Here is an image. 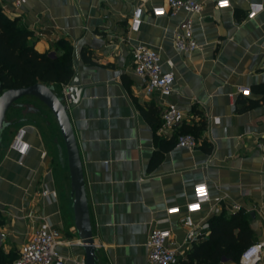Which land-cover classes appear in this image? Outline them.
Here are the masks:
<instances>
[{
	"label": "crops",
	"instance_id": "crops-1",
	"mask_svg": "<svg viewBox=\"0 0 264 264\" xmlns=\"http://www.w3.org/2000/svg\"><path fill=\"white\" fill-rule=\"evenodd\" d=\"M199 1L200 13L190 17L198 49L189 54L177 53L171 42L183 12L158 18L144 13L138 32H128L137 0H27L18 9L6 4L0 11L28 33L26 43L37 54L61 57L63 45L72 49V76L81 91L67 114L81 164L96 264H147L145 244L154 228L168 229L178 247L184 235L182 209L198 183L219 202L209 201L192 215L195 224L207 228L178 260L186 261L193 247L218 238L216 226L239 214L243 229L231 227L229 235H241V250L263 243L257 264H264V93L258 89L264 86V0H228L229 8L222 10L214 7L217 0ZM250 4L261 11L246 20ZM134 44L155 50L162 70L172 71L169 97L143 93L142 80L132 72L129 51ZM53 86L56 91L63 87ZM243 89L249 91L247 97L239 95ZM166 103L193 117L180 133L192 135L203 122L194 132V150L177 148L175 135L161 129L159 115ZM17 104L7 110L9 125L1 134L0 256L15 257L37 223L45 220L61 235L57 251L65 264L83 261L80 246L63 244L77 238L67 168L58 158L61 137L47 130L52 125L60 136L56 123L34 98ZM149 106L156 111V124L142 116ZM19 127L29 146L20 165L7 149ZM44 190L54 198L43 197ZM171 207L180 213L167 216L165 210ZM214 264L237 262L221 257Z\"/></svg>",
	"mask_w": 264,
	"mask_h": 264
},
{
	"label": "built area",
	"instance_id": "built-area-1",
	"mask_svg": "<svg viewBox=\"0 0 264 264\" xmlns=\"http://www.w3.org/2000/svg\"><path fill=\"white\" fill-rule=\"evenodd\" d=\"M27 0H0V11L9 4L13 9H18ZM149 0H137L128 19V32L137 33L141 23V17L147 13L151 17L174 16L178 12H183L185 17L179 23L172 34L171 42L174 50L179 54H189L198 49V45L192 36L190 17L200 13L202 5L199 0H164L163 5L148 6ZM217 10L229 8L228 0H217L214 2ZM261 11V6L250 4L246 13V20L253 19ZM130 58L133 74L142 80V91L145 95L156 94L159 98L169 97L173 90V73L169 70H162L157 52L143 44H134L130 47ZM52 59L54 53L47 54ZM171 68L170 61L166 62ZM239 95L247 97L249 91L243 89ZM63 104L69 101L63 92ZM160 127L164 131L175 135V146L177 148L192 151L197 146V141L189 133H180L183 124L191 122L193 117L184 114L174 104L166 103L160 110ZM7 149L17 156L20 165L21 160L28 152L29 146L24 141V129L17 128L8 143ZM261 158L264 160V147L261 149ZM43 197L54 198L53 193L42 191ZM209 201L218 203L219 198H209L207 186L204 183L195 184L191 190V199L183 206L181 216V226L184 229L183 239L178 247L173 246L171 234L168 229L154 228L150 231L145 247L147 264H176L181 251L188 249L192 244L200 240L202 231L207 228L206 224H195L192 215L199 212L201 206ZM232 209L238 211L239 207L233 205ZM175 210V211H173ZM180 213L178 207H171L165 210V214L177 215ZM166 221V220H165ZM164 222V221H163ZM62 244L61 235L58 230L53 229L45 220H40L35 226L29 239L19 246L14 260L10 264H65L66 259L57 251V247ZM63 244L67 246L79 245L78 240H65ZM183 248V249H182ZM263 243L258 242L245 247L239 254L237 264H257L260 260ZM83 264V261L74 262Z\"/></svg>",
	"mask_w": 264,
	"mask_h": 264
},
{
	"label": "trees",
	"instance_id": "trees-1",
	"mask_svg": "<svg viewBox=\"0 0 264 264\" xmlns=\"http://www.w3.org/2000/svg\"><path fill=\"white\" fill-rule=\"evenodd\" d=\"M27 38L28 33L20 29L15 20H9L0 13V91L24 88L37 83L67 86L73 77L70 46L63 45L62 56L50 59L47 55L37 54L26 43ZM258 89L264 93V86ZM141 113L149 124L158 122L154 117L156 111L151 106L146 107ZM203 125V122H200L196 129H192L194 138V132L202 129ZM239 219V214H235L230 221L218 224L216 226V233L220 234L218 238L214 240L209 238L208 241L193 247L187 255V260H178L176 264H214L221 257L237 262L242 251L240 244L242 237L238 235L233 238L229 234L231 227L236 226L239 231L243 229V223ZM14 258L6 259L0 256V264H10Z\"/></svg>",
	"mask_w": 264,
	"mask_h": 264
},
{
	"label": "water",
	"instance_id": "water-1",
	"mask_svg": "<svg viewBox=\"0 0 264 264\" xmlns=\"http://www.w3.org/2000/svg\"><path fill=\"white\" fill-rule=\"evenodd\" d=\"M81 88L76 76H73L67 86L59 91L53 85L34 84L24 88L8 89L0 93V147L1 134L8 127L5 120L8 109L20 106L17 102L30 97L41 103L52 115L59 131L65 157L71 197V210L76 238L83 255V264H96L95 246L91 236V226L82 178L81 164L74 134L69 122L67 111L76 105ZM63 92L69 101L63 104Z\"/></svg>",
	"mask_w": 264,
	"mask_h": 264
},
{
	"label": "rangeland",
	"instance_id": "rangeland-1",
	"mask_svg": "<svg viewBox=\"0 0 264 264\" xmlns=\"http://www.w3.org/2000/svg\"><path fill=\"white\" fill-rule=\"evenodd\" d=\"M22 102H24V101H22ZM28 104H29V103H28ZM9 110H12V109H9ZM10 112H11V111H10ZM8 114H9V113H8ZM5 120H6V122H8L7 119H5ZM45 121H46V119H45ZM47 130H48V133H50L52 136H53L52 132H53L54 134H56V136H57V138H58V140H59V137H60V136H58L57 131L54 129V126L51 125V128L48 127ZM58 142L61 143V146H62V148H61V156H59L58 158L60 159L61 164L64 166V168H66V157H65L64 148H63V145H62L61 140H59ZM53 158L55 159V162L58 160V158H56L55 156H53ZM56 164H57V162H56Z\"/></svg>",
	"mask_w": 264,
	"mask_h": 264
},
{
	"label": "snow or ice",
	"instance_id": "snow-or-ice-1",
	"mask_svg": "<svg viewBox=\"0 0 264 264\" xmlns=\"http://www.w3.org/2000/svg\"><path fill=\"white\" fill-rule=\"evenodd\" d=\"M173 211H175V210H173Z\"/></svg>",
	"mask_w": 264,
	"mask_h": 264
}]
</instances>
